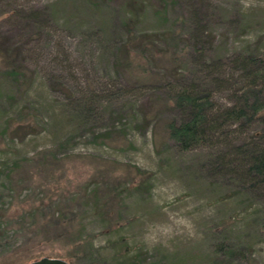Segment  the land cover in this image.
Wrapping results in <instances>:
<instances>
[{
  "label": "rangeland",
  "instance_id": "374dc122",
  "mask_svg": "<svg viewBox=\"0 0 264 264\" xmlns=\"http://www.w3.org/2000/svg\"><path fill=\"white\" fill-rule=\"evenodd\" d=\"M245 47L264 48V0H0V264H264L252 200L201 168L217 145L179 150L166 129L172 85L230 103L198 50ZM223 233L243 242L227 262Z\"/></svg>",
  "mask_w": 264,
  "mask_h": 264
},
{
  "label": "trees",
  "instance_id": "16d2710c",
  "mask_svg": "<svg viewBox=\"0 0 264 264\" xmlns=\"http://www.w3.org/2000/svg\"><path fill=\"white\" fill-rule=\"evenodd\" d=\"M43 12L31 9L20 14L25 15L28 22L36 23ZM199 50L200 69L206 70L216 86L230 91V103L216 106L207 81L172 85L175 116L166 123L168 136L183 151L217 145L205 155L201 168L207 176L226 181L252 200L249 220L255 231L261 230L264 234V48L245 47L230 56L215 58ZM226 68L236 71L237 77L225 78ZM71 108L79 117L90 112L87 102L81 99H75ZM229 132L235 135L227 141ZM240 135L245 136L235 140V136ZM241 240L223 233L213 244L212 251L227 262L241 256ZM81 241L90 252L91 244Z\"/></svg>",
  "mask_w": 264,
  "mask_h": 264
},
{
  "label": "water",
  "instance_id": "95a60500",
  "mask_svg": "<svg viewBox=\"0 0 264 264\" xmlns=\"http://www.w3.org/2000/svg\"><path fill=\"white\" fill-rule=\"evenodd\" d=\"M23 264H70V263L61 257L43 255L39 258L33 259Z\"/></svg>",
  "mask_w": 264,
  "mask_h": 264
}]
</instances>
